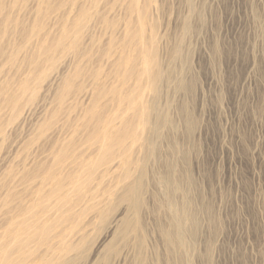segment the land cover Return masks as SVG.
Here are the masks:
<instances>
[{
    "label": "rangeland",
    "instance_id": "1",
    "mask_svg": "<svg viewBox=\"0 0 264 264\" xmlns=\"http://www.w3.org/2000/svg\"><path fill=\"white\" fill-rule=\"evenodd\" d=\"M191 2L190 14L186 0H154L145 19L146 29L155 25V60L163 77L170 70L174 73L171 83L164 78L157 82L159 108L171 125L157 136L143 132L152 138L153 155L136 141L125 160L116 159L118 167H99L86 182L77 164L92 163L99 143L90 132L95 120H85V111L94 108L104 118L122 114L126 120L133 115L117 94H130L135 84L130 76L122 80L125 69L119 62L127 67L135 63L124 31L134 26L137 14L127 10L129 0H24L19 5L2 0L15 20L0 34L6 54H0V83L9 82L13 88L29 72L27 59L37 39L26 42L22 30L38 11L50 35L85 6L89 17L78 45L56 55L51 73L57 80L40 88L32 103H24L28 95L23 96L16 120L10 119L12 110L0 92V243L8 239V221L19 210L35 213L30 220L36 221V228L29 229L34 238L23 241L28 256L21 257L24 250L18 248L2 250L5 247L0 264H67L63 256L73 258L69 264H103L106 259L109 264H264V0ZM184 23L190 31L182 36ZM15 44L26 49L10 64L5 58ZM63 75L72 77V87L58 101ZM176 79H183L185 90L175 89ZM110 89L116 90L115 96ZM88 91L93 93L90 99L85 97ZM152 94L143 86L135 101L149 103ZM51 116L53 125L38 132ZM64 148L66 155L57 162L55 155ZM49 169L54 170L50 177ZM128 170L133 172L131 182L143 174L139 228L125 233L122 222L114 233L111 219L127 206L115 199L116 190L128 180ZM78 175L84 183L79 191L71 182ZM59 182L66 204L56 193ZM101 198L105 204L111 201L103 207L108 210L103 218L88 209ZM169 203L195 222L184 223L185 230L190 225L194 230L186 246L166 243V233L178 232ZM67 207L70 212L85 210L82 239L66 238L73 231L70 217L62 213ZM126 219L133 223L130 213ZM50 225L42 235L41 228Z\"/></svg>",
    "mask_w": 264,
    "mask_h": 264
},
{
    "label": "bare ground",
    "instance_id": "2",
    "mask_svg": "<svg viewBox=\"0 0 264 264\" xmlns=\"http://www.w3.org/2000/svg\"><path fill=\"white\" fill-rule=\"evenodd\" d=\"M23 1L24 0H14V5L22 3ZM36 1L38 4H42L46 0ZM153 2L154 0H129V4L127 7V10L130 13L136 12L137 14V21L134 26L128 25L124 31V36L129 37V42L127 40L125 46L134 55L133 58L135 63L127 67V64L119 62V68L125 69L124 74L121 75L122 80L130 76V78L135 81V84L130 94H117V99L120 103H123L126 108H131L133 110V115L130 119L127 120L125 117L123 118L122 114H120L119 116L115 115L104 118L100 113H96V111H94V108H92L91 111L90 109H87L85 111V114L87 113V115L83 116L85 120H95L90 132L94 133V137L99 143L92 154L95 155L92 159V163L80 160L77 164V169H79V171H82L83 177H86V182L90 180V177H92L94 171L99 167H103L104 171H110L118 167L120 165L119 161L126 159L125 154L133 148L136 141L140 140L142 142V149H144L145 145L147 148V153L149 151V155H153L155 146L153 144L152 138H145L143 132H154V135L157 136L158 132H160L163 127L171 125L170 117L166 114L165 111L159 108V99L161 96V92L157 87V82L164 78V81L166 83H171V80L174 78V73L173 70H170L163 77V69L161 67V64L155 60L156 58L154 52V43L156 42L157 35L155 31V25L154 23H151L148 29L144 27L146 24L145 19L148 18L149 10H151V8L154 9ZM186 2L190 14L194 13L192 5L193 3L191 2V0H186ZM85 7L79 10L76 17L70 23L63 21L62 25H60L61 28L59 29L58 33H54L55 35L46 33L45 23L39 21L38 16L41 11L37 12L36 19L33 21V23L28 26V28H24V30H22L24 31L22 35L23 40L28 42L35 38L37 39V41L35 45L36 49H34L31 56L27 59V63L29 65L28 74L24 77L18 78L17 85L14 88L10 87L9 82L0 83V92L4 94V101L12 110L10 116L11 120H16L18 118L19 109L23 105V102L21 101L23 96H25L26 94L28 95V98L24 103H32L35 100L37 91L40 88L47 89L48 87H51L57 80L58 75L54 76L51 73L58 62V60L56 59V55L58 54V52H60V50H66V46L74 47L75 45H78V39L89 17V13ZM47 8L48 10H50L49 7ZM12 12L14 13V11ZM12 12L6 11L3 6L2 0H0L1 35L8 32L11 27L10 25L15 20L12 16ZM189 31L190 26L184 23L182 26V36H185ZM25 49L26 46L22 44H15L14 50L9 53L5 59L8 63L13 64L16 60V55L20 51L25 52ZM173 52L175 54L179 53L178 49L173 50ZM0 54L6 55L1 48ZM79 72L77 70L75 74ZM71 78V76H64V82L61 86L62 92L61 94L55 95L56 100L62 101L65 98L67 91H69L72 87ZM174 84L176 90L186 89V85L183 79H176L174 81ZM143 86H148L152 89V99L149 103H137L135 101L136 98H139L141 88ZM78 89L81 90L82 87L78 86ZM100 91H103V89H101ZM103 92H105V90ZM109 92L113 93L112 95L114 96L115 93H117L115 89H110ZM89 93L90 92L88 91V93L85 94V97H89L90 99L93 93ZM52 121L53 116H51V119H45L38 126V132H45L53 125ZM0 131H2V128H0ZM58 150V154L55 155L57 162L62 160V158L66 155L65 153L67 149L64 148V150ZM116 159L120 160L117 162ZM53 174L54 170L49 169V177ZM131 175H133V172H131V170H128V176H126V179L128 180L123 182L121 187L116 190L117 192L115 199L118 202L126 203L127 206L123 210V212L114 215L111 219L112 222L111 224H109V229L111 231L113 230L114 233L118 230L122 222H124L123 232L125 233L129 232L130 230L134 231L135 229L139 228L137 213L142 203L141 194L143 174L142 171L138 173L137 176H134L132 182L130 181ZM79 178V175L77 177H71V182L74 184L78 191L84 185V183L79 182ZM55 188L57 196L61 201L64 202L63 204H66L67 195L61 192L62 188L60 182L56 185ZM109 203H111V201H108V203L106 204L109 205ZM106 204L103 198H101L98 201L94 202L88 209H92V211H94L95 217L103 218L106 216L108 211L106 210V208H103ZM169 206L173 209L174 216L172 219V223L178 228V232L176 235L166 233V243L170 247L174 248L186 246L188 245L189 239L193 235L192 232L194 230L192 228L193 225H190V229L185 230L184 223L186 225L187 223L194 224L195 222L192 218H189L186 213L184 216L183 212H180V210H178L177 207L173 204L169 203ZM61 209L62 213H67L65 216L70 217L69 222L73 230L71 233L66 235V238L72 241L79 240L80 238L82 239L86 232L85 229H83L84 224H86L85 218H87L85 216V210L70 212V210H68V207ZM127 213H130L132 215L133 223L127 221ZM33 214L35 213H28L26 210H19L15 216L9 219V225L5 230V234L8 236V239L5 243H0V251L5 247H7L8 249L2 250H8L9 252H14L15 250L21 249L24 250V253L21 255V257L28 256L30 252H27L28 248L24 246L23 241L26 239L31 241L34 238L33 234L29 233V229L36 228V221L30 220V215ZM53 222L56 223L57 221L54 219ZM50 227L51 225L41 228L40 231L42 232V235H45ZM43 238H45V236H43ZM9 245L11 246L9 247ZM65 249L68 252L72 248L71 246H69ZM115 254L116 252L113 253V255ZM61 258H63L64 262L67 264H69V262L73 260V258L69 259L65 256ZM117 259H119V256ZM108 261L109 260L106 259L103 264H109ZM6 262H8L6 264H22L23 260H20V262L16 261V263L12 261H10L11 263L9 261Z\"/></svg>",
    "mask_w": 264,
    "mask_h": 264
}]
</instances>
